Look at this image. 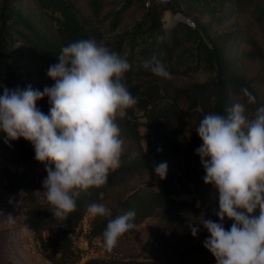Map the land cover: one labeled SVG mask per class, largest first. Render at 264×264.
<instances>
[{"label": "trees", "instance_id": "1", "mask_svg": "<svg viewBox=\"0 0 264 264\" xmlns=\"http://www.w3.org/2000/svg\"><path fill=\"white\" fill-rule=\"evenodd\" d=\"M36 1L54 21V29L50 34L40 31L19 9L7 4V0H1L0 82L9 88L16 85L21 88L29 86L27 76L16 74L8 63V56L15 51L5 52L4 50L11 40L13 31L20 36L23 42L28 43L30 56L43 63H57V55L61 47L69 42L90 38L98 43L99 32L87 21L78 17L72 0ZM190 1L193 0H185L187 6H190ZM232 1L239 8H249L251 16L263 22L261 25L264 29V6L260 0ZM145 2L147 3L145 10L140 14L134 28L126 32L125 36L120 35L116 41L112 40L111 43L106 44V47L118 53L124 49L123 43L126 41L130 46L138 44L140 55L145 61L155 56L169 71H175L182 66V53L180 55L179 49L188 39L190 46L185 50L186 58L204 64L212 72L211 78L205 82L196 83L190 87L174 88L173 92L169 93L165 83L134 84L132 76L137 69H147L143 66L144 64H141L139 68L135 67L137 63L134 65L129 56L124 57L131 67L125 73L123 82L136 98L135 104L144 110L147 123L151 121V125L154 126L158 119L164 123L183 116L190 118L196 111L194 110L196 106L204 113L215 111L224 114L225 109L237 101L245 104L247 114L251 118L256 107L264 105V76L259 74L249 76L242 69L243 64L256 51L254 49L258 43L250 34L249 25H240L212 36H208L199 23L191 27L185 22H180L169 31H164L161 28L160 17L168 6L154 0ZM130 3L131 0H123L120 9L107 11V16L110 18L108 23L116 24L121 11ZM140 3L143 7L144 0H140ZM92 6L93 10L95 8L93 3ZM203 8L209 7L206 4ZM16 23L22 24L24 30L14 27ZM233 44L236 47H230ZM256 53L257 51L255 55ZM119 55L122 56V54ZM173 57L175 60L172 61ZM243 89H247L255 97V103H247ZM160 91L169 97L170 102L158 107L155 101L161 97ZM213 97H215L214 100ZM36 104L40 109L44 107L41 102ZM126 111L128 112V109ZM117 123L125 136L135 143V149L134 152L121 155L120 166L109 172L104 185L91 187L86 192H82L76 198L75 209L61 221L52 216L48 210L50 206L37 211L25 212L24 223L27 229L33 232L41 254L52 264H74L79 260L80 253L73 248L69 229L76 227L82 220L88 211V204L98 203L110 190L125 185L136 175L142 173L154 175L155 187L148 185L132 190L124 196L112 198L108 207L109 216L91 218L87 229L90 236L103 237L107 221L129 209L135 210V225L153 215L156 210H160L159 221L162 220L163 223L158 229L155 225V231L153 229L144 242L145 246L153 249L160 245L167 233L176 232L184 218L199 215L205 210L209 211L217 207L215 190L210 184L203 182L202 177L205 173L198 155L194 152V149L201 143L196 131L189 136L187 148H182L169 139L164 132V127H158L159 135L146 138L145 144H142L137 120L130 121L129 118L123 116L117 119ZM10 142L15 145L30 143L23 138ZM158 148L160 151L157 150ZM161 161H166L168 165L164 179H160L153 171L154 165ZM39 182L40 178L37 174L12 170L0 165V183L13 200H17L22 192L36 187ZM180 194L192 195L194 199L189 201L177 197ZM213 220H217L215 215ZM231 222L225 218L224 227L227 229ZM131 231L132 229L121 237L127 236ZM44 232L45 235H43ZM208 235L209 233L205 230L202 234L191 236L176 250L175 254L178 259L184 261L213 256L202 243ZM109 263L116 262H109L99 257L88 258L84 262V264ZM121 264H160V262L153 258H145L143 261L121 262Z\"/></svg>", "mask_w": 264, "mask_h": 264}, {"label": "clouds", "instance_id": "2", "mask_svg": "<svg viewBox=\"0 0 264 264\" xmlns=\"http://www.w3.org/2000/svg\"><path fill=\"white\" fill-rule=\"evenodd\" d=\"M57 56L46 72L54 83L43 90L0 84V139L5 144L18 138L31 143L34 159L46 172L43 198L61 221L82 192L104 185L109 172L120 166L123 141L117 119L136 98L123 82L131 67L127 59L93 39L69 42ZM143 66L162 80L172 78L155 56ZM242 91L247 103H255L247 89ZM43 97L47 113L36 104ZM195 131L201 143L194 152L205 173L203 182L215 190L212 212L217 220L201 216L196 225L189 220L191 235L201 225L209 233L202 243L215 264H264V105L251 118L239 101L224 114L206 112ZM167 169L161 161L153 171L164 179ZM87 210L93 217L110 215L102 203L92 202ZM135 215L129 209L107 221L103 239L108 250L135 227ZM225 218L232 221L227 229Z\"/></svg>", "mask_w": 264, "mask_h": 264}, {"label": "rangeland", "instance_id": "3", "mask_svg": "<svg viewBox=\"0 0 264 264\" xmlns=\"http://www.w3.org/2000/svg\"><path fill=\"white\" fill-rule=\"evenodd\" d=\"M145 1L147 0H144L142 7L140 0H131V3L121 11L116 24L112 25L108 23L110 18L107 16V11L120 9L123 0H72V3L78 17L87 21L89 25L95 27L99 32L98 44L106 46L112 40L116 41L120 35L125 36L126 32L134 28L140 14L145 10ZM154 1L168 6L160 17L161 28L164 31H169L180 22L186 23L187 18L192 20L194 24L199 23L208 36L226 32L240 25H249L250 34L258 42L254 49L257 53L255 55L256 51L253 52V55L243 64L242 69L249 76L257 74L264 76V29H262L261 25L263 22L255 20L251 16L249 8H239L235 6L232 0H193L190 1V6L186 5L185 0ZM260 1L264 6V0ZM8 3L26 15L40 31L48 34L53 31V19H51L48 12L40 7L36 0H7ZM92 3L95 6L93 10ZM206 4L209 7L207 9L203 8ZM179 12L186 14L184 15V20L175 19V15ZM14 27L24 30V26L20 23H16ZM188 46H190V41L187 39L179 49L180 55L182 53V66L175 71H170L172 74L170 80H162L149 70L137 69V72L132 76V82L134 84L165 83L168 92L172 93L174 88L190 87L196 83L209 80L212 72L208 67L186 58L185 50ZM123 47L124 49L118 51V54H122L123 57L129 56L134 65L137 63L135 67L139 68L141 64H144L145 60L140 55V46L138 44H131L130 46L126 41L123 43ZM230 47L236 46L233 44ZM28 48V43L23 42L20 36L13 31L11 40L4 47V50L5 52L15 51L7 59L12 70L16 74L26 75L27 79H29L28 85L31 87L43 90L45 86H51L54 83L46 75L48 67L53 63H43L34 59L28 53ZM173 60H175V57H173ZM0 92H2V88H0ZM160 94L161 97L155 101L158 107L170 102L169 97L163 91H160ZM39 102L44 104L41 111L47 113L49 107L47 97L36 101V103ZM194 110L196 111L190 118L183 116L164 123L158 119L154 126L153 124L151 125V121L147 123L144 110L136 104L128 108L129 113L125 111L124 116L129 118L130 121L137 120V128L141 135L140 141L142 144H145L146 138L159 135L158 127H164V132L169 139L178 146L187 148L189 136L195 131L196 124H198L199 119L204 114L198 106ZM120 137L123 141L121 155L126 152H134L135 143L126 137L121 130ZM0 165L12 170L37 174L40 178V182L36 187L30 191L22 192L17 200H13L0 183V264H52L41 254L33 232L28 230L24 223L25 212L37 211L49 206L48 202L43 198L42 179L46 176L43 164L34 159L31 143L15 145L9 142V144H5L0 139ZM155 180V176L148 173L136 175L125 185L110 190L98 203H102L108 208L111 199L115 196H124L132 190L148 185L155 187ZM177 197L189 201L194 199L192 195L188 194H180ZM160 216L161 211L156 210L153 215L144 218L136 224L127 236L118 238L116 245L111 250H108L104 246L103 237L90 236L87 232L90 220L93 217L87 211L78 225L69 229L73 248L80 253L79 260L74 264H84L85 260L93 257L104 258L109 262L115 261L116 263L113 264L143 261L145 258H153L160 264H215L214 256L181 261L175 254L176 250L192 236L187 226L188 221L191 220L196 225L199 223V217L201 216L205 219H213L212 210H205L199 215H191L184 218L181 225L177 227L176 232L167 233L165 239H162L157 248L149 249L144 242L151 235L152 230L154 229L155 231V228L158 229L163 223L162 220L159 221ZM204 231L205 229L201 225L197 234H202ZM43 235H45V232Z\"/></svg>", "mask_w": 264, "mask_h": 264}, {"label": "built area", "instance_id": "4", "mask_svg": "<svg viewBox=\"0 0 264 264\" xmlns=\"http://www.w3.org/2000/svg\"><path fill=\"white\" fill-rule=\"evenodd\" d=\"M186 23L189 24V26L191 25V27H194V23L189 18L186 19Z\"/></svg>", "mask_w": 264, "mask_h": 264}, {"label": "water", "instance_id": "5", "mask_svg": "<svg viewBox=\"0 0 264 264\" xmlns=\"http://www.w3.org/2000/svg\"><path fill=\"white\" fill-rule=\"evenodd\" d=\"M179 15V17L181 18V20H184L185 17L181 14V13H177Z\"/></svg>", "mask_w": 264, "mask_h": 264}, {"label": "bare ground", "instance_id": "6", "mask_svg": "<svg viewBox=\"0 0 264 264\" xmlns=\"http://www.w3.org/2000/svg\"><path fill=\"white\" fill-rule=\"evenodd\" d=\"M175 19H177V20H181V18L179 17L178 14L175 15Z\"/></svg>", "mask_w": 264, "mask_h": 264}]
</instances>
